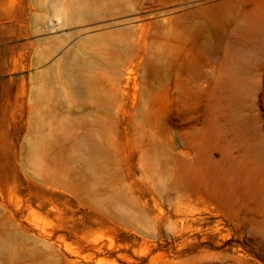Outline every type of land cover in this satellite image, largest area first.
Returning a JSON list of instances; mask_svg holds the SVG:
<instances>
[{"label": "rangeland", "instance_id": "1", "mask_svg": "<svg viewBox=\"0 0 264 264\" xmlns=\"http://www.w3.org/2000/svg\"><path fill=\"white\" fill-rule=\"evenodd\" d=\"M0 264H264V0H0Z\"/></svg>", "mask_w": 264, "mask_h": 264}, {"label": "bare ground", "instance_id": "2", "mask_svg": "<svg viewBox=\"0 0 264 264\" xmlns=\"http://www.w3.org/2000/svg\"><path fill=\"white\" fill-rule=\"evenodd\" d=\"M251 24H252V21H251Z\"/></svg>", "mask_w": 264, "mask_h": 264}]
</instances>
